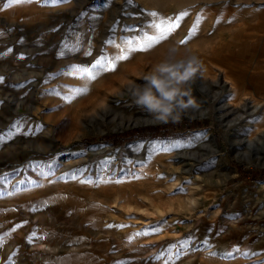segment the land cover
<instances>
[{
  "label": "rangeland",
  "instance_id": "obj_1",
  "mask_svg": "<svg viewBox=\"0 0 264 264\" xmlns=\"http://www.w3.org/2000/svg\"><path fill=\"white\" fill-rule=\"evenodd\" d=\"M170 52L200 107L164 123L130 85ZM0 78V264H264V0H0Z\"/></svg>",
  "mask_w": 264,
  "mask_h": 264
},
{
  "label": "clouds",
  "instance_id": "obj_2",
  "mask_svg": "<svg viewBox=\"0 0 264 264\" xmlns=\"http://www.w3.org/2000/svg\"><path fill=\"white\" fill-rule=\"evenodd\" d=\"M177 56L178 53L170 52L142 77L143 84L130 85L135 106L158 122H179L189 110L200 107L189 85L197 73H202L203 63L195 57Z\"/></svg>",
  "mask_w": 264,
  "mask_h": 264
},
{
  "label": "trees",
  "instance_id": "obj_3",
  "mask_svg": "<svg viewBox=\"0 0 264 264\" xmlns=\"http://www.w3.org/2000/svg\"><path fill=\"white\" fill-rule=\"evenodd\" d=\"M196 124V126L194 125ZM191 123L188 124L189 127H199L203 128L205 127L208 122H197V123ZM198 125V126H197ZM178 126H186V124H178ZM186 126V127H188ZM167 136V132L163 127H149L145 129H136L131 132L125 133L120 136H107L101 138V142L106 143L110 142L113 144H120L122 141H131L135 137L139 138H165ZM92 141H87V143H90ZM241 172L243 173V177H245V180H255L257 178H262L264 177V171L263 170H253L250 172H245V170L241 169Z\"/></svg>",
  "mask_w": 264,
  "mask_h": 264
},
{
  "label": "snow or ice",
  "instance_id": "obj_4",
  "mask_svg": "<svg viewBox=\"0 0 264 264\" xmlns=\"http://www.w3.org/2000/svg\"><path fill=\"white\" fill-rule=\"evenodd\" d=\"M14 2L15 3H20L21 0H14ZM27 2H31V0H27ZM60 2H63V0H45V3H51V4H57V3H60ZM8 6L9 5L7 3L4 5L5 8H7ZM153 15L155 16L156 13H153ZM153 27L159 32V36H149L147 38L148 41H149V44L148 45L141 44L140 47L137 50L146 51L147 48L151 46V44L159 42V39L161 37H163L166 34H170L175 28L179 27V24L178 23H167V24H165L162 21L160 24L153 25ZM181 43H185V41H181ZM120 58L121 59H126L127 57L126 56H122ZM96 63H97V66H100L102 62L100 60H98ZM114 67H115V65H111L112 69H114ZM93 78H95V77H93ZM0 79H2V78H0Z\"/></svg>",
  "mask_w": 264,
  "mask_h": 264
},
{
  "label": "bare ground",
  "instance_id": "obj_5",
  "mask_svg": "<svg viewBox=\"0 0 264 264\" xmlns=\"http://www.w3.org/2000/svg\"><path fill=\"white\" fill-rule=\"evenodd\" d=\"M260 99H262V98H260ZM255 108H257V106H256ZM219 112H220V111H219Z\"/></svg>",
  "mask_w": 264,
  "mask_h": 264
}]
</instances>
